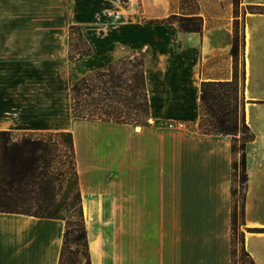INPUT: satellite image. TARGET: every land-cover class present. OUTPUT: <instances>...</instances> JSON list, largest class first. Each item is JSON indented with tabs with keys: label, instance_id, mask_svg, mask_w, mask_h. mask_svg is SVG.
<instances>
[{
	"label": "crops",
	"instance_id": "0c3cea01",
	"mask_svg": "<svg viewBox=\"0 0 264 264\" xmlns=\"http://www.w3.org/2000/svg\"><path fill=\"white\" fill-rule=\"evenodd\" d=\"M173 15L201 17V31ZM238 16L254 134L241 230L264 264V0H0V130L72 132L91 264H231L233 140L198 124L202 82L234 78ZM71 25L91 47L82 58L69 57ZM137 50L148 55L151 122L72 118L63 71L89 73ZM118 215L129 224L111 225L109 237L92 231ZM64 233L63 219L0 211V264H60Z\"/></svg>",
	"mask_w": 264,
	"mask_h": 264
},
{
	"label": "trees",
	"instance_id": "16d2710c",
	"mask_svg": "<svg viewBox=\"0 0 264 264\" xmlns=\"http://www.w3.org/2000/svg\"><path fill=\"white\" fill-rule=\"evenodd\" d=\"M236 1V0H235ZM172 18L179 22L180 27L183 30L189 31H201L202 19L198 16L184 17L173 15ZM71 34L77 30L84 40L87 46L86 52L79 54L72 59L82 58L83 56L91 52V47L85 41L82 36L80 27L77 25H71ZM243 36L237 30V26L234 28V39L231 49V54L234 60V78L231 81H203L201 84V118L199 121V129L205 133L213 134H228L232 136V151H233V163H232V187L231 193L233 198L232 215H231V264H255L253 259L244 247V237L241 230V226L244 223V210L243 203L245 197V189L247 184V169H246V148L247 143L253 139L254 134L251 132L249 125L245 119V109L243 96L239 95L241 91V83L238 76V61L240 48L243 46ZM112 64V63H111ZM109 64V65H111ZM142 78L146 85V78L144 69L142 70ZM87 84V78L82 77L74 81L71 85L72 99H73V117L76 119H91L101 121H111L119 123H137L136 115L126 117L123 116L120 111H115L116 114L112 116L111 111H104L101 115L97 116L95 110H84V107L80 105V96L84 93L86 95L89 92ZM79 103V108L76 107V103ZM77 108V109H76ZM147 108L149 113V103L147 97ZM138 116V114H137ZM146 124V123H143ZM239 131L242 132V136L239 138L237 135ZM13 132L8 130H0V211L5 212H18L35 215L38 217L47 218H59L64 219L60 214L61 205H56L48 212H31V211H18L12 207V202L5 199V186H11L16 191H20V185L26 181H32L38 185L41 189L47 190L49 188V179L44 173L46 162L44 165H40L41 161L46 160V157L52 154L59 144L64 143L69 150L73 153L72 170L75 184L78 186L76 199L81 205V216L83 217L82 210V197L79 185V176L76 167L75 150L73 134L71 131H58L44 133L48 135V139L45 136L34 137L32 135H25L20 139H14L12 137ZM61 138V140H59ZM240 153V158H237V154ZM49 164V161H48ZM62 174L67 175L66 169H64L65 163H62ZM40 170V171H39ZM37 179L42 182H37ZM85 218V217H84ZM67 230L64 233V242L61 250L60 263L63 254L66 251L67 246ZM87 234L84 227H82L77 244L79 240L84 241V245L87 246ZM89 260V258H88ZM90 262V260H89Z\"/></svg>",
	"mask_w": 264,
	"mask_h": 264
},
{
	"label": "rangeland",
	"instance_id": "374dc122",
	"mask_svg": "<svg viewBox=\"0 0 264 264\" xmlns=\"http://www.w3.org/2000/svg\"><path fill=\"white\" fill-rule=\"evenodd\" d=\"M238 1L240 0H237V2ZM237 19V30L241 33L242 18L241 16H238ZM69 42V57L71 59L86 52L87 46L77 30L73 31ZM147 59L148 55L145 50L129 51L111 65H107L89 73L76 74L71 70H64L63 75L68 80L69 85L67 105L72 118L76 119L73 117L72 106L74 102L72 99L71 85L74 81L86 76L89 90L85 91L89 92V94L86 95L83 93L80 96L79 102L80 105L84 107V110H95L97 112V116L101 115L104 111H111L110 114L112 116L118 115L115 112L118 110L126 117L136 115L138 122L133 123L134 125L151 122V120L148 119L147 88L142 78V70L145 67ZM239 95L241 96V91ZM75 103L76 107L79 108V103ZM43 134L44 133H13L12 137L14 139H20L25 135H32L34 137L45 136V138L48 139L49 136L47 134ZM237 136L240 138L242 136V132L239 131ZM59 140H61V138H59ZM237 158H240V153L237 154ZM45 162L46 167L44 169V173L49 179V188L47 190L41 189L31 180L28 181V185H26V181H24L20 185L21 190L19 192L11 186H5V199L8 198V200L12 202V207L15 210H25L31 212H48L56 205V203H60V214L64 217L63 221L65 222V231L67 230L66 251L63 254L60 264H91V261L89 262L90 258L87 237V246L84 245L83 240H79V244H77V239L82 227H84L87 234L88 226L86 227L87 222L84 218L83 205L82 217L80 215L81 205L76 199L78 186L75 184L73 177V153L64 143H62L58 145L52 154L46 157L44 162L42 160L40 165H44ZM63 162L65 163L64 169H66L68 176L62 174L61 168L63 167ZM37 182H42V180L37 179ZM124 207H128V205ZM114 224L128 225L129 216H107L103 219V221L97 223L94 228H92V231H101V233L109 237L111 235L109 229H111V225L113 226ZM118 229L120 230L126 228ZM104 230H106L105 233ZM117 234L119 236H125L128 235V231L120 230Z\"/></svg>",
	"mask_w": 264,
	"mask_h": 264
},
{
	"label": "built area",
	"instance_id": "2783aa9c",
	"mask_svg": "<svg viewBox=\"0 0 264 264\" xmlns=\"http://www.w3.org/2000/svg\"><path fill=\"white\" fill-rule=\"evenodd\" d=\"M163 125L166 126L167 128H170V129H176V128L185 127V124L183 122H181V121H173V120L164 121Z\"/></svg>",
	"mask_w": 264,
	"mask_h": 264
}]
</instances>
